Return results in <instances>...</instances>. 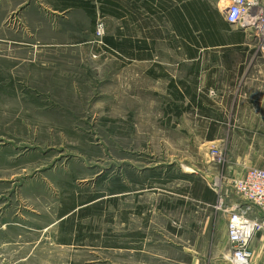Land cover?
I'll return each instance as SVG.
<instances>
[{
    "label": "rangeland",
    "instance_id": "374dc122",
    "mask_svg": "<svg viewBox=\"0 0 264 264\" xmlns=\"http://www.w3.org/2000/svg\"><path fill=\"white\" fill-rule=\"evenodd\" d=\"M179 46L120 0H0V264H181L173 226L218 212L215 234L246 203L264 138L233 136L213 94L173 102Z\"/></svg>",
    "mask_w": 264,
    "mask_h": 264
},
{
    "label": "crops",
    "instance_id": "0c3cea01",
    "mask_svg": "<svg viewBox=\"0 0 264 264\" xmlns=\"http://www.w3.org/2000/svg\"><path fill=\"white\" fill-rule=\"evenodd\" d=\"M231 1L120 0L126 9L135 10L159 8L158 4H165L168 10H188L194 5L199 10L202 9V32L199 30L191 34L193 42L176 36L180 45L177 52L183 57L182 67L188 66L184 63L191 65L184 77L174 78L172 81V89L178 91L173 102L200 107L205 103L202 100L206 93L213 94L215 106L231 107L230 121L237 123L232 125L233 136L264 138V55L258 51L257 40L250 31L231 26L226 21L224 10ZM257 1L260 8H264V0ZM185 19L187 25L193 24L190 18ZM207 33H213L212 41L206 37ZM241 107H245L244 113H240ZM240 122L242 125H239ZM199 123V129L202 130V120ZM220 125L223 128V124ZM244 131L250 134L244 135ZM247 147L251 150L254 148L253 144H248ZM196 198L199 203L208 200L198 194ZM196 213L202 214V210ZM211 213L204 223L205 226L199 228V232L189 229L193 232L187 234L184 229L179 231L174 226L170 230L174 238H180L184 243L182 257L185 262L181 264H232L228 259V217L217 215L219 228L218 233L214 234L215 227L210 217L216 216L214 214L218 212ZM257 214L259 213L256 210ZM249 247L254 253L250 264H264V238H254Z\"/></svg>",
    "mask_w": 264,
    "mask_h": 264
},
{
    "label": "built area",
    "instance_id": "2783aa9c",
    "mask_svg": "<svg viewBox=\"0 0 264 264\" xmlns=\"http://www.w3.org/2000/svg\"><path fill=\"white\" fill-rule=\"evenodd\" d=\"M224 13L231 26L241 27L255 36L257 49L264 55V8H260L258 1L232 0ZM235 191L246 203L234 204L225 211L228 214V259L232 264H250L254 257L250 242L258 236L264 238V168L247 170L236 181Z\"/></svg>",
    "mask_w": 264,
    "mask_h": 264
},
{
    "label": "trees",
    "instance_id": "16d2710c",
    "mask_svg": "<svg viewBox=\"0 0 264 264\" xmlns=\"http://www.w3.org/2000/svg\"><path fill=\"white\" fill-rule=\"evenodd\" d=\"M105 3V2H104ZM103 5V4H102ZM159 8L155 9H147L148 12L151 14L156 15L157 13H163L165 17L173 24L174 32L176 36L179 38H184L190 42H193L191 34L198 32L199 30L202 32V9L199 10L197 6H192L191 9H166L165 4H158ZM104 9V8H102ZM185 18H190L191 22L193 24L187 25L185 22ZM184 19V23H183ZM201 22V23H200ZM206 37L209 39V41H212L214 38L213 33H207ZM202 41V36H201ZM107 42L111 44L112 46H117V43L113 41L112 39H108ZM179 43V42H177ZM203 102V100H202ZM210 194V193H209Z\"/></svg>",
    "mask_w": 264,
    "mask_h": 264
}]
</instances>
